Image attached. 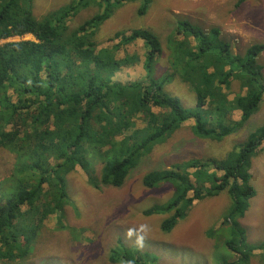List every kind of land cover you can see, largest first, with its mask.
<instances>
[{"label":"trees","instance_id":"16d2710c","mask_svg":"<svg viewBox=\"0 0 264 264\" xmlns=\"http://www.w3.org/2000/svg\"><path fill=\"white\" fill-rule=\"evenodd\" d=\"M114 1L75 0L53 14L58 19L38 20L32 0H0V149L17 158L15 174L0 181L1 261L19 259L21 252L28 255L26 249H21L23 243L36 235L43 220L55 211L53 206L41 210L43 205H50L48 185L52 180H63L80 167L95 185L92 176L96 177L97 169L103 167L98 183L120 188L152 145L173 137L186 122L194 121L191 131L199 139L220 141L246 123L261 99L259 91L264 94L263 78L254 61L248 60L246 66L242 55L229 57L226 51L230 47L223 40L224 45L217 51L220 57L213 59V42L203 29L186 21L178 20L173 30L177 39L168 47L170 68L166 73H157L164 47L150 29L118 32L111 39H119L118 44L100 49L105 43L97 40L99 25L112 17L116 5L137 2ZM138 1L137 13L145 16L150 0ZM79 2L88 8L91 3L110 2V15L98 16L72 30L66 22L77 15ZM26 35L36 41L1 44ZM138 41L145 46L146 79L120 83L116 75L138 61L137 55L125 48ZM261 49L263 46L255 45L243 56L254 60ZM121 50L125 56L118 58ZM233 60L239 64L235 71ZM231 76L246 91V95L238 94L230 101L238 109L228 106L225 98L215 99L217 89L224 91ZM173 77L195 93V106H184L181 97L167 91ZM236 110L242 112L238 121L230 119ZM138 118H142L143 128L136 129ZM263 143L264 126L241 147L237 159H193L148 174L144 178L147 188L168 182L176 192L171 202L144 214L169 215L161 230L170 233L196 201L226 191L234 205L228 217L232 221L213 230L211 236L228 231L224 247L244 254L233 263L247 264L246 231L238 221L256 195L249 186L248 159ZM31 217L41 220L38 223ZM110 260L118 264H155L146 254L130 249L121 257L119 253L112 255Z\"/></svg>","mask_w":264,"mask_h":264},{"label":"rangeland","instance_id":"374dc122","mask_svg":"<svg viewBox=\"0 0 264 264\" xmlns=\"http://www.w3.org/2000/svg\"><path fill=\"white\" fill-rule=\"evenodd\" d=\"M74 1L32 0L33 14L38 20L58 19L53 14ZM138 2L124 1L123 5H116L112 17L99 25L97 40L105 43L99 46L100 49L118 44L119 39L111 40L118 32L150 29L160 37L164 47L157 73H166L170 68L168 47L172 40L177 39L173 30L177 21L182 20L203 29L207 38L213 42V52L210 54L213 59L220 57L217 51L224 45V41L230 47L226 51L229 57L242 55L243 65L246 66L248 60L255 62L259 70L256 67L253 69H257V73L260 71L264 83V0H150L145 16L137 13L140 7ZM109 5L110 2L102 5L91 3L88 8L79 2L77 15L67 20L66 24L72 30L80 29L85 22L98 16H109ZM25 40L36 41L33 36L27 35L1 44ZM255 45L263 46V49L254 60L243 56ZM125 49L130 54H136L138 61L130 67L122 68L115 80L123 84L145 80L144 43L138 41ZM124 56V50L118 52V58ZM233 61L232 68H238V62ZM235 79L230 78L224 91L219 87L215 99L225 98L228 106L238 109L230 101H234L238 94L246 95V91L241 89L242 84ZM232 80L235 81L232 83ZM167 91L181 97L182 103L188 108L197 102L195 93L178 78L173 77L167 85ZM259 96L261 99L256 110L246 123L220 141L199 139L191 131L194 121L186 122L173 137L153 144L152 150L140 159L120 188L98 183L103 167L97 169V178L92 176V182L99 187L91 183L88 174L80 167L65 175L63 180L62 177L52 180L48 185L50 205H43L41 210L53 206L56 212L45 218L38 233L23 243L21 249H26L28 255L19 250L22 255L19 259L1 261L0 258V264H118L112 262L110 257L118 253L121 257L128 249L146 254L155 264H244L240 261L233 263L244 254L229 252L224 247L228 231L211 236L213 230L232 221L228 217L234 205L226 191L196 201L172 232L165 233L161 230V224L169 215L148 216L144 212L171 202L175 197V188L171 183L162 182L150 189L145 186L144 178L152 172L169 169L174 164L193 159H237L241 147L264 126V94L261 95L259 91ZM154 111L157 113L159 109L155 108ZM241 118L242 112L239 110L230 116L235 121ZM144 126L142 118L135 121L136 129ZM16 159L14 154L0 149V181L15 174ZM248 162L251 175L249 186L256 195L250 200L245 216L238 222L246 231L248 249L245 253L249 255L247 264H264V143L250 155ZM191 179L194 177L191 176ZM31 218L38 223L41 220L40 217ZM141 223L151 227V233L142 249L134 245L135 237L129 240L125 236L128 228L138 227ZM31 225L29 221L28 226Z\"/></svg>","mask_w":264,"mask_h":264},{"label":"clouds","instance_id":"9594fccd","mask_svg":"<svg viewBox=\"0 0 264 264\" xmlns=\"http://www.w3.org/2000/svg\"><path fill=\"white\" fill-rule=\"evenodd\" d=\"M27 36V35H26ZM32 36V35H31ZM151 233V227L147 223H141L138 227L128 228L125 232L126 238L132 240L135 237L133 243L137 248H143L146 239ZM122 264H131V261L124 262Z\"/></svg>","mask_w":264,"mask_h":264},{"label":"crops","instance_id":"0c3cea01","mask_svg":"<svg viewBox=\"0 0 264 264\" xmlns=\"http://www.w3.org/2000/svg\"><path fill=\"white\" fill-rule=\"evenodd\" d=\"M136 44V43H135Z\"/></svg>","mask_w":264,"mask_h":264}]
</instances>
